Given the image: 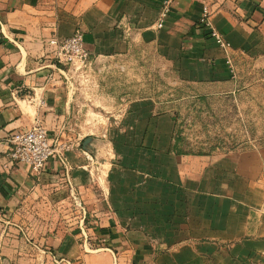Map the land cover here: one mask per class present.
<instances>
[{
  "label": "crops",
  "instance_id": "1",
  "mask_svg": "<svg viewBox=\"0 0 264 264\" xmlns=\"http://www.w3.org/2000/svg\"><path fill=\"white\" fill-rule=\"evenodd\" d=\"M163 1L0 0L4 264H264V145L179 154L175 119L155 112L151 98L116 110L127 115L112 154L102 139L77 133L74 112L97 111L80 103L88 98L71 69L55 64L51 41L78 29L92 60L153 48L181 82L201 88L232 92L251 73L264 80V0H172L158 28ZM205 6L232 45L228 54L200 24ZM37 119L56 140L74 142L69 182L55 159L40 175L11 161L8 137ZM72 190L86 217L72 207Z\"/></svg>",
  "mask_w": 264,
  "mask_h": 264
},
{
  "label": "rangeland",
  "instance_id": "2",
  "mask_svg": "<svg viewBox=\"0 0 264 264\" xmlns=\"http://www.w3.org/2000/svg\"><path fill=\"white\" fill-rule=\"evenodd\" d=\"M67 67L77 92L88 98L80 103L97 111L74 112L77 133L102 139L107 144L105 152L112 154L114 129L123 126L127 115L116 110L142 98L155 101V112L173 115L175 132L187 153H225L264 145V80L257 73L244 77L232 92L201 88L181 82L171 62L153 48L136 49L123 58L90 59ZM71 202L74 207L72 198ZM57 215L68 222L69 214ZM20 231L29 244L26 230ZM39 247L46 254L53 252L50 246ZM0 264H4L1 256Z\"/></svg>",
  "mask_w": 264,
  "mask_h": 264
},
{
  "label": "built area",
  "instance_id": "3",
  "mask_svg": "<svg viewBox=\"0 0 264 264\" xmlns=\"http://www.w3.org/2000/svg\"><path fill=\"white\" fill-rule=\"evenodd\" d=\"M171 2L172 0L163 1L157 24L158 28L163 26L170 13ZM211 16L212 11L205 6L200 24L208 29L210 37L214 39L217 46L228 54L232 45L222 33L212 26ZM51 44L55 46L53 59L57 66H75L89 62L91 59L85 48L83 31L80 29L63 40H52ZM227 60L231 64L230 58ZM8 142L10 144L9 156L15 164H26L31 167L36 175H40L47 162L55 159L69 182L72 166L67 153L75 147V144L72 141L60 142L53 138L40 119H37L31 128L14 132L8 137ZM71 198L76 209L86 217L87 209L80 196L72 190Z\"/></svg>",
  "mask_w": 264,
  "mask_h": 264
},
{
  "label": "trees",
  "instance_id": "4",
  "mask_svg": "<svg viewBox=\"0 0 264 264\" xmlns=\"http://www.w3.org/2000/svg\"><path fill=\"white\" fill-rule=\"evenodd\" d=\"M181 138L179 137V135L175 132V135H174V147H173V150L179 154H183V153H187L184 151V149H182V146H181Z\"/></svg>",
  "mask_w": 264,
  "mask_h": 264
}]
</instances>
